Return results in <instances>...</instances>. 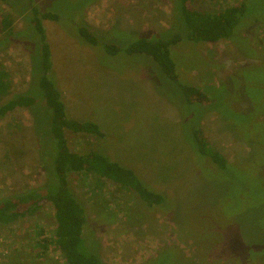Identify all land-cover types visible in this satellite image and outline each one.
<instances>
[{
    "label": "rangeland",
    "instance_id": "374dc122",
    "mask_svg": "<svg viewBox=\"0 0 264 264\" xmlns=\"http://www.w3.org/2000/svg\"><path fill=\"white\" fill-rule=\"evenodd\" d=\"M183 1L0 0V24L8 15L16 32L23 29L0 48V64L12 80L9 98L28 93L42 73L37 38L22 15L32 18V7L59 14V22L43 21L51 78L69 118L92 121L104 132L66 131L71 151L104 154L166 198L149 206L109 181L71 176L88 215L85 242L92 241L106 264H264V0L191 1L188 8L201 12L244 2L248 10L233 41L184 39L172 48L180 84L151 57L104 49L182 35ZM79 26L92 30L99 46L86 44ZM4 33L0 27V45ZM184 86L205 91L225 117L212 106L188 104ZM51 120L45 106L0 120V200L45 185L40 142L55 153ZM195 128L234 166L227 173L193 150ZM55 230L51 203L0 226V264H66L53 242Z\"/></svg>",
    "mask_w": 264,
    "mask_h": 264
},
{
    "label": "trees",
    "instance_id": "16d2710c",
    "mask_svg": "<svg viewBox=\"0 0 264 264\" xmlns=\"http://www.w3.org/2000/svg\"><path fill=\"white\" fill-rule=\"evenodd\" d=\"M2 1L5 2L6 0ZM191 1L193 0H184L180 3L185 29L182 35H177L170 40L141 39L126 48H121L115 44H106L104 49L110 55L126 53L129 56L145 55L151 57L167 77L176 84H180L172 48L184 39L195 43L233 41L234 33L244 21L248 10L244 2L218 12H201L188 8ZM31 11L33 13L32 18H25L23 15L22 18L26 23L25 28L27 26L32 28L30 31L37 38V47L42 58V73L37 79L36 85L33 77L31 90L28 93L10 99L12 93L11 75L0 64V120L17 109L45 106L52 113L50 132L54 138L56 151L52 154L47 152L46 144L40 142L43 158L42 169L47 173L46 183L42 188L29 189L12 197L1 199L0 226L12 225L22 219L33 217L42 210L45 204L51 203L55 210L56 219L53 242L62 253L66 264H106L95 250L92 241L86 239L89 243L85 242L84 228L88 223V215L85 207L73 191L70 182L71 176L77 174L84 175V177H95L99 180V184L109 181L121 191L136 193L141 201L149 206H162L166 198L155 192L133 169L110 160L104 154L94 151L80 154L71 151L66 131L74 134H91L97 137H104V132L98 124L92 121H79L69 118L63 101V94L51 78L52 51L47 41L43 21L59 22L61 16L51 12H42L36 7H32ZM14 12L17 13L18 11L14 10ZM0 27L5 31L0 48L3 44L11 43L20 37L23 30L16 32L13 29V21L8 15L4 17ZM78 32L86 44L99 46L98 37L88 27L79 26ZM182 91L188 104L212 106V109L221 113V116L225 115L205 91L192 86H184ZM213 97L217 101L216 95ZM192 138L193 150L197 151L200 158L210 159L219 172L225 174L231 167H234L210 145L200 128L194 129ZM45 242V240L42 241L43 244ZM48 242L50 241L48 240ZM86 244L88 245L85 246ZM156 262L158 261L155 260L152 264H156Z\"/></svg>",
    "mask_w": 264,
    "mask_h": 264
}]
</instances>
